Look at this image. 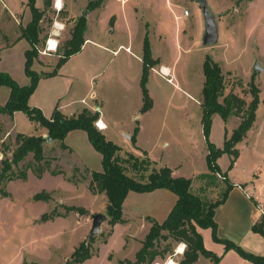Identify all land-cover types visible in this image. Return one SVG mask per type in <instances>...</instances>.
Returning <instances> with one entry per match:
<instances>
[{
    "label": "rangeland",
    "instance_id": "374dc122",
    "mask_svg": "<svg viewBox=\"0 0 264 264\" xmlns=\"http://www.w3.org/2000/svg\"><path fill=\"white\" fill-rule=\"evenodd\" d=\"M90 1L92 0H61L60 11L55 8L56 0L53 1L52 7L40 23L41 44L38 46V58L32 70L39 74H49L56 70L65 47L72 38L75 25L82 18L86 20L85 40L88 35L93 34L89 32L88 20L90 19L96 27L99 21V29L95 36L93 35L94 39L111 47L114 44V48H117L120 44L127 45L130 38H133V52L137 53L142 47L147 31L145 27L139 30L136 25L132 27V33L128 29L127 21L131 22L133 13L136 12L143 18L142 24L149 23L148 36L152 41L154 55L163 63L173 64L176 77L169 83L167 79L170 77L163 78L162 67L156 66V71L150 73L147 84L153 108L150 112L142 114L141 64L127 54L125 49L118 57H112L108 53L103 65L93 68L98 75L85 83L79 81L77 85L80 89L84 88L85 92H94L97 98H101L113 120L117 121L109 133L112 135L109 139L117 144L125 142L130 137V133L125 131L130 126H136V123L131 121H140V125L144 126L140 146L156 161L153 162L154 167L167 166L176 169L178 174L184 177L192 178V192L204 201L220 199L226 187L223 172L216 174L215 179H201L202 175L209 172L201 106L205 81L203 64L206 55H209L222 69L226 95L234 93L250 102L252 98L249 83L252 80L261 91L256 122L249 133L250 148H244L238 174L244 176L257 170L256 176L259 178V185H263L264 197V0H207L209 9L218 15L219 41L212 47L203 46L205 22L200 6L195 0H127L125 3L121 0L122 4L117 0H104L102 9L98 11V18L95 16L96 9L88 8ZM4 2L16 16L13 18L0 3V47H3L0 71L8 73L19 85H28L30 81L25 74L24 65L25 50L29 45L25 41L14 43L17 38L21 39L22 31L31 21L32 15L27 0ZM36 7L43 10V0H36ZM185 11L189 12V16L177 21L175 16L180 17ZM179 32L182 33V51L178 50L176 41V34ZM159 33L163 36L161 42L157 40ZM49 38L58 40V50L52 55H42L40 51L45 48ZM110 39L112 40L109 41ZM91 51L95 52V49L88 46L76 57L79 69L90 65L91 60L87 52ZM255 64H258L262 71H257ZM126 67H129L128 74H124ZM88 68L90 69L91 65ZM9 93L8 87L0 89L1 105ZM87 108L96 112L94 106ZM137 115L141 117L132 120ZM2 120L0 116V173L2 161L11 157V148L14 147L17 133L41 135L40 127L22 112L15 115L16 131L10 127L9 120L6 119V125ZM239 122L240 119L236 117L224 122L221 116L214 115L210 141L222 147L226 128L231 131ZM231 132L228 131V134L231 135ZM66 143L73 149L74 155L70 157L72 160L66 159L67 155H64L59 164L71 181L75 177V181L82 185L74 187L50 174L39 179L32 170L28 172L27 180L0 183V264H66L67 261H72L71 255L75 249L82 242L90 240L93 215L99 213L104 214L107 220L102 224L100 234L93 239V257L84 264H128L131 260L135 261L136 253L142 247L149 231L144 228L143 220L135 219L134 213L141 214L149 209L153 203L152 199L147 194L130 193L125 201V215L127 218H133L132 229L129 230L127 224L112 227L106 212L107 197L105 194L95 195L89 190V171H102L101 154L93 148L84 131L70 132ZM52 146H55L54 143L46 145V156L55 154L51 151ZM9 147L10 149L6 150ZM32 161L33 157L30 155L20 167L23 168L24 164L26 166ZM74 161L81 166L78 171L72 168ZM229 163L230 156L225 155L220 164L226 168ZM59 168L55 169L60 170ZM75 181L73 182L77 183ZM44 191L50 194L52 199L36 201L34 196ZM67 207L84 209L85 212L83 214L69 211ZM260 207L263 209L264 205ZM55 209L57 214L64 217L63 220L58 219L54 223L40 220L42 215ZM201 232L206 248L219 253L218 249L223 246L217 247L211 230L201 229ZM181 245H185L187 250L184 242L178 243L174 239L161 241L159 251L167 248L168 252L163 259L158 257L155 264H169L171 261L181 264L184 253L177 252L182 248ZM207 260L211 264V260L204 257H200L195 264H208Z\"/></svg>",
    "mask_w": 264,
    "mask_h": 264
},
{
    "label": "trees",
    "instance_id": "16d2710c",
    "mask_svg": "<svg viewBox=\"0 0 264 264\" xmlns=\"http://www.w3.org/2000/svg\"><path fill=\"white\" fill-rule=\"evenodd\" d=\"M54 0H43L44 9L36 7V0H27L32 19L22 31L21 39L29 43V48L25 51V74L29 78L28 85H19L8 73L0 71V89L8 87L10 96L5 105L0 104V114L13 117L15 113L22 112L27 115L31 122L38 124L47 131V137L28 136L17 133L14 147L11 148V157L2 161L0 173V183L13 180H27L30 170L41 178L43 174L50 170L53 175L64 174L62 170H51V165L55 158L51 159L45 155L44 148L47 141H51L62 150H69L65 140L70 132L81 130L87 133L93 148L102 156V171L90 172L91 181L89 190L97 194H105L108 200L107 215L110 218L109 225L114 227L122 224L123 204L130 192L151 193L156 190L165 189L177 196V202L167 219L159 223L148 218L151 223L148 234L142 242L141 249L136 253L135 261L128 264H155L158 257L164 258L168 252L159 251L161 241L174 239L178 243L184 242L187 250L184 252V259L181 264H195L200 257L211 260V264H220L221 258L205 247L204 239L199 229H210L212 239L215 243L225 246L226 252L234 250L243 259L252 264H264V256H258L246 251L240 245L218 237V225L215 221V210L226 202L230 191L234 185L228 179V172L223 173L225 189L221 193L220 199L216 201H204L192 192V179L184 177H174L173 171L167 166L160 168L153 166V161L148 154L142 152L141 156L133 152L126 151L108 140L102 131L98 130L95 123L99 119V113L91 111L89 108L83 109L76 115H64L57 105L50 118H47L38 108L29 105L31 96L36 91L42 78L54 77L59 69L73 56L78 54L85 44L84 32L86 30V20L80 19L75 25L71 40L67 43L63 56L60 58L57 68L49 74H39L32 70L35 60L38 58V46L41 44L40 33L42 28L40 23L46 16V12L52 7ZM104 0H92L88 3L89 10L98 9L103 5ZM160 64L159 60L153 58L151 44L148 36L143 43V73L141 77V88L143 95V105L141 113L145 114L153 108V100L149 95L147 84L149 75L153 68ZM204 85L202 89V111L203 129L207 141L206 162L208 174L201 176V179H215L216 174H221L218 160L223 155L230 156V166L228 171L234 168L239 158L240 151L237 145L241 143L248 132L253 128L257 110L261 103V91L256 86L254 80L249 83L251 101L247 102L234 93L225 94V79L220 65L209 55H206L203 64ZM221 116L224 122L230 118L240 119L239 125L231 135L225 131L224 146L218 148L210 141L211 125L213 116ZM135 129L131 142L135 145L138 134ZM50 138V140H48ZM6 148V150H9ZM32 155L33 161L21 168L20 164ZM78 171V170H76ZM75 181V177H73ZM77 182V181H75ZM6 196V193H4ZM36 201H50L51 196L47 192H41L34 196ZM256 206L258 203H256ZM69 211L85 212L84 209L67 207ZM264 212V208H263ZM62 215L56 213V209L41 217L42 222L52 221ZM252 232L264 238V213L261 218L252 226ZM94 238L82 242L71 255L72 261L66 264H84L93 257L92 243ZM73 262V263H72Z\"/></svg>",
    "mask_w": 264,
    "mask_h": 264
},
{
    "label": "crops",
    "instance_id": "0c3cea01",
    "mask_svg": "<svg viewBox=\"0 0 264 264\" xmlns=\"http://www.w3.org/2000/svg\"><path fill=\"white\" fill-rule=\"evenodd\" d=\"M117 1H119L121 3V0H117ZM123 1L125 3L127 0H123ZM0 3L2 5V7L5 10H7L8 13L13 18L16 16V14L13 15V13L10 12V10H9L7 4L4 2V0H0ZM102 6L95 10V13H96L95 16H97V18L99 16L98 11H100L102 9ZM25 7L26 6H24V8ZM20 13H17V14H20ZM89 17H88V19H89ZM185 18H187V17H185L184 15H182L180 17L177 15L175 16V19L177 21H181L182 19H185ZM142 20H143V18L140 15H138L136 12H134L133 18L131 19V22H130V20L127 21V23H128L127 27H128V29H130L131 33H132V27H134L135 25L139 28V30H140V28L145 27V30L147 31L145 34V37H146L149 35L150 26H149L148 22L147 23L144 22V24H142L143 23ZM133 23H134V25H133ZM114 24H116V22ZM107 28H110V27H107ZM115 28H116V26L114 27V29ZM88 29H89V32L93 33L92 34V36H93L96 32H98L99 21H98V26L96 27L95 24L92 23L91 20L89 19L88 20ZM204 30H205V28H204ZM111 32H113V30H111ZM155 33L156 32H154V34ZM181 34H182L181 32L176 34V41L178 44V50H180V51H182V49H183V41L181 38ZM92 36L88 35L86 37V41L82 47V50L78 54L73 55L59 69L58 74L56 76L42 78L40 80L36 91L34 92V94L30 98L29 104L31 107L38 108L41 111H43V113L45 114V116L47 118L51 117V115H52V113L55 110L57 105L59 106V109L61 110V112L64 113L66 116L76 115L79 112H81L83 109H85L87 107L92 108L94 106V109L95 110L97 109L96 111L99 113V119L98 120H101V122L105 126L104 129H102L101 131L106 136V138L108 140H110L109 137L112 135H110L109 133L112 130V128L114 127V125L117 124L116 123L117 121L113 120L112 116L109 114V111H108L106 104L103 102V100L101 98H97V96L94 92L89 93L87 91L85 92L84 88L80 89L77 85V82L81 81V83H82L84 81V83H85V81H87V80H92L95 76L98 75V74L97 75L95 74L96 72L93 70V68H95V67L99 68L100 66H102L104 60H106L108 57L107 56L108 53L112 57H118L120 55V53L123 51V49H125V52L127 54L133 56L134 59H136V61H138V63L141 64L142 73H143V44H142V47L140 48V50L137 51V53H134L133 52V48H134L133 47V38H130L127 45L120 44L117 48H114L115 47L114 44H113V47H111L108 44L106 45L105 43H102V42L94 39L95 35L93 37ZM145 37H144V39H145ZM157 37H158L157 40L159 42H161L163 40L162 34L159 33ZM148 38H149V36H148ZM144 39H143V43H144ZM111 40L112 39H110L109 41H111ZM131 40H132V47H131ZM23 41H25L27 43V45H29V43L26 40L19 39V38H17V40L15 41L14 44H17V43H20ZM149 41H150V39H149ZM113 42H114V40H113ZM187 43L190 44V42H187ZM150 44H151V51H152L153 58L160 61V64L157 67L168 68L171 72V76L173 78H175L176 75H174V71H175L174 65L173 64L168 65L166 63H163L159 57L157 58L153 53L152 41H150ZM88 46H91L95 49V52H93V51L87 52V54H89L88 58H89V60H91V63H90L91 68L90 69L88 68V66H90V65H85L84 69H82V67H80V69H79L77 66L79 61H75V59H76V57L81 55V53L83 51H85ZM28 48H29V46H28ZM128 48H130V51H128ZM185 48H187V47H185ZM1 49L3 50V47H0V55H1ZM157 67L153 68L151 70V72L156 71ZM128 68L126 67V71L124 72V74H128V72H129ZM24 71H25V67H24ZM1 72H3V71H1ZM141 77H142V75H141ZM140 80H141V78H140ZM24 85H26V84L25 83L21 84V86H24ZM48 86H50L49 89H48ZM9 96H10V93H9L8 97L4 100V103L2 105H5L7 103ZM94 98H95V100H91ZM83 100H86L87 105L82 103ZM94 101H96V102H94ZM150 111H148V112H150ZM19 113L20 112H17V113H15V115L19 114ZM15 115L11 118L9 116H5V115L0 114V116L3 119L2 120L3 124L6 125V121L9 120V125L13 130H15V128H14ZM140 117H141L140 115H137L132 120L139 119ZM229 120H231V118ZM131 123H134V124L136 123V126H134V125H133V127L130 126L125 131L126 133H130V137H128L125 142L117 144L112 140H110V141L114 142L116 145H118L119 147H121L122 149H124L126 151L133 152L137 156H141L142 150H143V152L147 153L149 158L151 159V157L149 155L150 153L140 146V140H141V135L144 131V126L142 124L140 125V121H135V122L131 121ZM122 124H123V122H122ZM36 126H39V125L36 124ZM237 127L238 126L233 128L231 131H233ZM136 128H139V129H138V134H137V138H136V144L134 145L131 142V137L134 135ZM40 129H41V135H39V136L47 137V131L42 127H40ZM226 129H227V131L231 132L228 128H226ZM76 131H81V130H76ZM250 131L248 132L247 137L241 143H239L237 145V148L240 151V155H239V158L237 159V161L234 165V168L232 170L228 171L230 163L228 164V166L226 168L222 167L220 164L221 160L223 159V157L225 155H223L218 160V164L220 166L221 171L223 173L228 172V176H229L228 179L234 185V188L230 191L226 202L223 203L222 205H220L215 210V221L218 225V237L219 238L230 240V241L236 243L237 245H240L241 247H243L246 251H248L250 253H253V254L258 255V256H264V238L261 235L252 232V230H251L252 226L263 215V209H261V207H260V206L264 205V197L262 196L263 185H259V178H258V176H256L257 170H254V171H252V172H250L244 176H241L238 174V168L240 165V161L242 160L243 155H244V148L246 150H248L250 148V146H249L250 145V140H249ZM6 132H8V130ZM28 136H30V135H28ZM67 139H68V136H67L66 140ZM66 140H65V144L68 146L69 150H62L60 147H58L56 144H54L55 146L51 147V151L55 152V154L53 153V155L48 156L51 159L55 158V160H53V162H52L51 170H54L55 168L60 167L59 169L62 170L64 172V174L53 175L50 170H47L43 174V176L39 179H42L47 174H50L52 177L63 179V181L66 182L67 184H71L74 187H78L77 185H82V184H79L78 182L74 183L73 180L71 181L70 180L71 178L65 174V169L63 167H61L59 164L61 159H63L64 155H67L66 159L68 158L70 160H72L70 157L72 155H74L73 149L66 143ZM47 144H53V142L47 141L45 143V148H44L45 155H46V145ZM223 146H224V142H223ZM223 146L222 147L217 146V147L223 148ZM57 149H59V150L57 151ZM70 160H68V161H70ZM151 160L154 163H156V161L154 159H151ZM74 162H75V165H73L72 168H76V170L78 168H81V166L79 165V163L77 161H74ZM161 167H163V166H161ZM84 169H86V168H84ZM172 171H173L174 177H184V176L178 174L176 169H172ZM184 178L192 179L190 177H184ZM192 188H193V183H192ZM130 193H132V192H130ZM130 193L128 194V196L130 195ZM143 194L149 195L150 198L152 199L153 203L151 204V207L149 209H146V211L142 212L141 214L140 213H134V214L136 215V218H135L136 220H138V218H139L141 221L143 220L145 222L144 228H148V231H149V229L151 227V223L149 222L148 218H151V219H153L159 223L164 222L167 219V217L169 216V214L171 213V211H172L173 207L175 206L178 198L174 193H172L168 190H165V189H160V190H156V191L151 192V193H143ZM262 197H263V199H262ZM51 199H52V197H51ZM255 202L258 203L257 206H256ZM125 212H126V209H125V202H124V204H123V217H124L125 221L122 223V225L127 224L129 230H131L132 224H133V222L131 220H133V218H131V217L127 218L125 215L126 214ZM131 212L133 213L132 210H131ZM58 219L63 220L64 217H57L54 220L49 221V222L54 223ZM199 232L202 234L201 229H199ZM202 236H203V234H202ZM211 236H212V232H211ZM203 239H204V236H203ZM204 244H205V240H204ZM217 245H218L217 247L223 246V247H220L218 249L219 253H217V254L215 253L217 256H219L221 258L220 264H252L251 262L243 259L234 250L226 252L224 245L219 244V243H217ZM131 262H133V260H131ZM207 263L210 264L209 261Z\"/></svg>",
    "mask_w": 264,
    "mask_h": 264
},
{
    "label": "water",
    "instance_id": "95a60500",
    "mask_svg": "<svg viewBox=\"0 0 264 264\" xmlns=\"http://www.w3.org/2000/svg\"><path fill=\"white\" fill-rule=\"evenodd\" d=\"M195 2L200 6L204 22L205 30L203 34V46L212 47L216 45L219 41V25H218V15L214 14L208 5L207 0H195ZM257 71H262V68L255 64ZM97 110V109H96ZM50 140V138H48ZM107 220V217L104 214L93 215V223L90 230V238H94L101 232L102 224Z\"/></svg>",
    "mask_w": 264,
    "mask_h": 264
},
{
    "label": "built area",
    "instance_id": "2783aa9c",
    "mask_svg": "<svg viewBox=\"0 0 264 264\" xmlns=\"http://www.w3.org/2000/svg\"><path fill=\"white\" fill-rule=\"evenodd\" d=\"M55 8H56L58 11L62 10V7L58 6L57 0H56V2H55ZM184 16H185V17H188V16H189V12H188V11H185V12H184ZM58 46H59V43H58V40H57V39H55V38H49V39L47 40V42H46V46H45V48H44L42 51H40V53H41L42 55H46V56H47V55H52L53 53L57 52V50H58ZM128 51H130V48H128ZM161 75L163 76V78H168V76H166V75L163 73V69H162V71H161ZM172 79H173V77L170 76V78L167 79V81H168L169 83H171V82H172ZM82 103L86 104V100H83ZM95 124H96V126L98 127V129H100V130L104 129V127H105V126L102 125L101 120H97V122H96ZM263 213H264V212H263ZM184 246H185V245H184ZM178 251H179V249L177 250V252H178ZM184 251H185V247L182 249V251H181L180 254H183ZM178 253H179V252H178Z\"/></svg>",
    "mask_w": 264,
    "mask_h": 264
},
{
    "label": "bare ground",
    "instance_id": "6f19581e",
    "mask_svg": "<svg viewBox=\"0 0 264 264\" xmlns=\"http://www.w3.org/2000/svg\"><path fill=\"white\" fill-rule=\"evenodd\" d=\"M57 3H58V6H60V7H62V2H61V0H57ZM163 69V73L166 75V76H168V77H170L171 76V72H170V70L168 69V68H162ZM102 125H103V123H102ZM104 126V125H103ZM182 248H180L179 249V253H181V250ZM169 264H175L173 261H171Z\"/></svg>",
    "mask_w": 264,
    "mask_h": 264
},
{
    "label": "clouds",
    "instance_id": "9594fccd",
    "mask_svg": "<svg viewBox=\"0 0 264 264\" xmlns=\"http://www.w3.org/2000/svg\"><path fill=\"white\" fill-rule=\"evenodd\" d=\"M181 247L183 248V247H184V245H181Z\"/></svg>",
    "mask_w": 264,
    "mask_h": 264
}]
</instances>
